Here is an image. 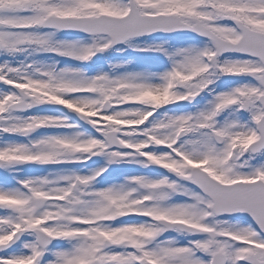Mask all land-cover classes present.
<instances>
[{"label":"snow or ice","instance_id":"6c2138e0","mask_svg":"<svg viewBox=\"0 0 264 264\" xmlns=\"http://www.w3.org/2000/svg\"><path fill=\"white\" fill-rule=\"evenodd\" d=\"M0 264H264V0H0Z\"/></svg>","mask_w":264,"mask_h":264}]
</instances>
